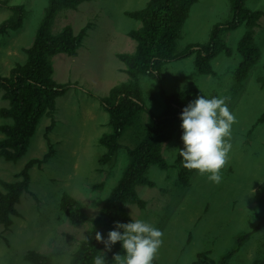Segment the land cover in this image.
<instances>
[{
    "label": "rangeland",
    "instance_id": "1",
    "mask_svg": "<svg viewBox=\"0 0 264 264\" xmlns=\"http://www.w3.org/2000/svg\"><path fill=\"white\" fill-rule=\"evenodd\" d=\"M9 5H22L26 11L22 28L0 36V74L7 75L15 63L25 60L24 48L32 44L36 28L47 6V0H0ZM148 0H90L76 10L61 11L52 24L57 33L67 25L77 34L88 26L76 57L58 54L52 57L53 79L71 83L68 91L56 100L53 114L44 116L25 155L17 162L0 159V180L15 182L24 165L42 158L48 151L46 129L53 156L30 170V184L16 206L18 216L4 230L0 226V264H30L24 256L29 250L50 256L54 264H67L90 224L73 226L59 210L62 194L78 200L87 217L93 218L110 195L128 163L127 150L139 139L147 123L142 114L136 126L121 138L123 146L110 165L99 158L105 149L99 137L108 131V114L92 94L106 96L109 90L127 80L124 65L117 55L132 53L135 42L127 34L140 26L125 12L143 8ZM250 10L263 15L254 29V44L259 59L245 80L237 83L235 73L242 61L236 52L245 32L241 25L224 34V42L232 53L219 54L212 61L214 75H200L193 66V56L168 63L160 81L139 78L145 105L158 115L164 108L163 91L169 95L193 89L208 98L226 97L235 122L231 127V149L221 181L212 183L197 171L186 188L176 186L177 170L173 168L178 145L175 140L163 144L162 155L167 170L152 166L148 178L155 186H137L136 192L146 202L144 209L128 204L132 219H143L159 228L162 243L153 264H192L196 255L207 252L217 262L234 247L236 238L252 232L264 215V87L258 79L264 75V0H245ZM10 15L0 5V22ZM227 0H198L183 26L178 51L193 44H204L211 28L228 21ZM0 90V108L6 107ZM0 118V125L10 123ZM3 135L0 133V139ZM100 186V188H98ZM1 189V188H0ZM107 261L108 251H102ZM119 254H123V249ZM264 254V227L233 255L230 264H252Z\"/></svg>",
    "mask_w": 264,
    "mask_h": 264
},
{
    "label": "trees",
    "instance_id": "2",
    "mask_svg": "<svg viewBox=\"0 0 264 264\" xmlns=\"http://www.w3.org/2000/svg\"><path fill=\"white\" fill-rule=\"evenodd\" d=\"M90 0H47L43 16L36 28L32 44L23 49L25 60L15 63L7 75L0 74V90L6 107L0 108V118L10 123L0 125V159L17 162L21 159L35 135L37 126L44 116H51L55 111L57 98L63 96L71 87V83H58L53 79L52 57L64 54L76 57L82 46L88 26L77 34L67 25L57 33L52 32V24L56 16L64 10H76L78 6ZM230 18L223 23L215 24L204 44H193L178 51L177 43L188 19L191 7L198 0H148L146 5L137 10L125 12V16L138 21L140 26L128 32L127 36L135 42L132 53L118 54V60L124 65L127 80L112 87L106 96L88 94L95 98L108 114V131L102 134L98 143L105 149L99 158L102 165L114 162L117 152L123 148L121 138L136 126L142 114L147 115V123L141 130L139 139L133 147L126 148L128 163L110 195L99 209L97 215L89 218L82 204L67 193L62 194L59 210L73 226L89 223L90 227L83 239L78 243L67 264H92V258L108 251L106 264H114L113 255L122 251L120 242L112 245L110 250L104 248L102 242L95 240V233L100 232L102 238L107 237L114 227V221L129 222L128 204L144 209L146 202L136 192L137 186L153 188L154 182L148 178L152 166L167 170L169 165L162 155L163 144L171 140L177 142L178 148L183 144L180 139V113L189 101L199 95L193 89H185L172 94L161 92L164 100L162 112L155 115L144 103L139 78L145 76L160 81L163 67L168 63L180 61L193 56V66L200 75H214L212 61L221 53L230 55L232 51L224 42V34L241 25L245 32L238 42L236 52L241 56L235 80L241 83L259 59V51L254 44V29L258 26L263 13L250 10L245 0H227ZM10 15L0 22V36L22 28L26 11L22 5H9L1 2ZM264 87V75L258 79ZM262 117L258 122H262ZM54 121L46 129L45 140L48 151L42 158L28 161L18 173L15 182L0 180V226L8 230L18 216L16 206L21 196L28 192L30 170L34 166L46 163L54 154L49 133ZM178 151V150H177ZM177 170L176 186L186 188L190 185L194 173L183 167L182 159L176 154L174 165ZM100 188V186H98ZM264 227V215L252 232L239 235L233 248L228 250L215 262L207 252L196 255L192 264H230L233 255L250 238L251 234ZM30 264H54L50 256L29 250L24 256ZM252 264H264V254Z\"/></svg>",
    "mask_w": 264,
    "mask_h": 264
},
{
    "label": "clouds",
    "instance_id": "3",
    "mask_svg": "<svg viewBox=\"0 0 264 264\" xmlns=\"http://www.w3.org/2000/svg\"><path fill=\"white\" fill-rule=\"evenodd\" d=\"M226 99L224 96L208 98L197 95L182 108L179 116L183 147L177 149V155L184 168L206 175L212 183L221 181L220 170L231 149V127L235 116ZM161 237L160 229L148 221L131 218L126 223L114 221L106 238H102L98 231L94 238L108 250L120 242L123 254L113 255L114 264H153L162 243ZM99 253L93 256L92 264H106L103 252Z\"/></svg>",
    "mask_w": 264,
    "mask_h": 264
}]
</instances>
